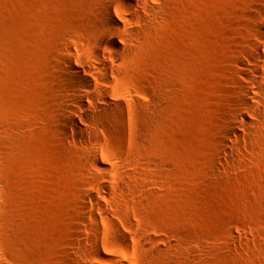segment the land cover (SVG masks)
Here are the masks:
<instances>
[{"label":"rangeland","instance_id":"rangeland-1","mask_svg":"<svg viewBox=\"0 0 264 264\" xmlns=\"http://www.w3.org/2000/svg\"><path fill=\"white\" fill-rule=\"evenodd\" d=\"M105 1L0 0V264H264V87L241 104L264 0H148L117 46ZM67 47L121 105L94 136L61 131Z\"/></svg>","mask_w":264,"mask_h":264},{"label":"bare ground","instance_id":"bare-ground-1","mask_svg":"<svg viewBox=\"0 0 264 264\" xmlns=\"http://www.w3.org/2000/svg\"><path fill=\"white\" fill-rule=\"evenodd\" d=\"M119 6L121 13L118 15L115 13V8ZM157 16V10L151 6L148 0H106L100 9L97 11V18L99 20V26L102 27L104 39L109 40L111 45L118 44V38L125 40L126 34H131L132 31L127 28L126 24H131L132 22H139L142 25L147 23V21L155 19ZM261 21H264V9L261 11ZM258 37L264 42V29L259 26L257 31ZM126 44V42H124ZM75 44L78 47L83 48L85 43L83 39L76 38ZM93 45L92 53L98 59V62L105 63V59L99 53L98 45L93 42L89 43V46ZM119 47V45H118ZM65 65V72H63V78L65 82V91L67 94L66 104L60 107V118L59 124L61 126L62 134L66 138H74L76 135L78 137L95 135V131L101 126V123L96 119L101 117L100 114L120 112L121 105L116 104L111 101L105 102L104 105H97L94 98H91L94 93L93 91H98L93 87L89 78L85 76L86 72L91 69L86 67V60L81 59L80 63L77 64L75 61V55L73 51L67 47V55L63 59ZM104 65V66H105ZM246 79L245 84L241 83L244 98L241 100L243 107L250 108V104L256 100L250 86L253 85L255 90H259L264 87V44L261 48L255 49L253 52L249 53V63L245 66ZM102 98L105 99L106 94L102 93ZM106 101V99H105ZM93 110L92 116H88V112ZM244 118H247L246 112L239 109L236 112L232 124L225 131V137L233 142V138L238 140L243 137L240 130L237 128V122L242 125L248 124L245 122ZM83 121L85 124H83ZM98 142L99 139L96 138ZM97 154V153H95ZM107 170H104L102 178H105ZM98 189V194H95L96 189ZM106 186L104 183L99 182L97 186L92 187L87 192V197L90 203L86 201L83 202V206L86 209H90L93 206L103 207L102 197L99 193L106 192ZM94 223L96 224L97 231L100 230L98 223L99 217L93 215ZM92 249L97 251V245H93ZM118 264H123L119 262Z\"/></svg>","mask_w":264,"mask_h":264}]
</instances>
